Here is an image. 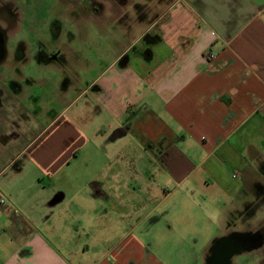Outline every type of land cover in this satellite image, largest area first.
Masks as SVG:
<instances>
[{"label": "crops", "instance_id": "obj_1", "mask_svg": "<svg viewBox=\"0 0 264 264\" xmlns=\"http://www.w3.org/2000/svg\"><path fill=\"white\" fill-rule=\"evenodd\" d=\"M98 2L93 18L119 22L124 11L126 46L94 58L97 73L80 87L63 72L64 108L45 127L0 130V157L17 147L0 161V264H150L144 237L160 230L155 213L176 191L246 220L239 230L217 223L223 237L206 255L260 229L264 0ZM57 44L49 60L67 58Z\"/></svg>", "mask_w": 264, "mask_h": 264}, {"label": "rangeland", "instance_id": "obj_2", "mask_svg": "<svg viewBox=\"0 0 264 264\" xmlns=\"http://www.w3.org/2000/svg\"><path fill=\"white\" fill-rule=\"evenodd\" d=\"M102 1L104 3L105 0ZM99 4L98 0H0V29L6 36L8 58L0 61V130L5 129L4 124H8L6 126L9 129L14 127L23 132L31 125L29 119L37 128L45 127L46 122L64 108L57 97L63 72L69 75L68 78L75 82V86L80 87L97 73L93 65L94 58H110L126 46L128 35L126 36L123 28L124 11L119 22L114 21L112 14L93 18L94 7ZM111 5L117 7L118 4L112 2ZM128 10L132 12L131 7ZM129 16L127 15L128 18ZM135 32L134 29L133 34ZM58 39L57 44L55 41ZM53 43L58 47L63 44L66 59L46 58L45 61L41 58V53ZM13 53H16V58H13ZM80 55L89 60H82ZM104 61L98 60L100 65ZM97 66L99 67L98 64ZM21 74L27 77L20 78ZM13 78L19 79L22 86V94L17 97L20 106L26 107L29 112L15 108L18 100L8 89L9 81ZM73 94L76 96L73 92L70 99L74 97ZM18 122L21 124L17 127ZM8 153L0 157V161L6 159ZM44 180L47 182L46 178ZM1 197L4 198L2 195ZM223 207L225 206L200 204L181 196L179 191L171 192L165 198L164 205L159 208L163 212L155 213L163 215L160 230L144 237L147 244L152 245L150 258L154 260L149 259V263L206 264V251L209 249L207 245H210L215 235L221 236L224 233L216 226L217 223L228 218L233 222L232 226L230 224L231 229L248 227L246 220L243 223L242 220L233 218L227 211H222ZM253 208L256 209V206L249 211L252 212ZM252 225H259L264 235V204L260 205ZM261 242V246L255 243L242 248L234 254L231 261L229 259L228 264H262L264 236ZM91 260L87 263L91 264Z\"/></svg>", "mask_w": 264, "mask_h": 264}, {"label": "flooded vegetation", "instance_id": "obj_3", "mask_svg": "<svg viewBox=\"0 0 264 264\" xmlns=\"http://www.w3.org/2000/svg\"><path fill=\"white\" fill-rule=\"evenodd\" d=\"M5 39L6 36L4 35V32L0 29L1 62L4 61L6 58ZM41 55V58H43V60L45 61L47 59L49 60L52 57V54L50 52H47V50H44ZM9 86H16V82L10 80ZM260 229L254 233L232 234L227 236L225 240L220 241V243H215L206 255V264H228L230 263L231 258L234 256V254L239 252L242 248H246L250 244L255 243H258V245L261 246V241L264 235L262 234Z\"/></svg>", "mask_w": 264, "mask_h": 264}, {"label": "built area", "instance_id": "obj_4", "mask_svg": "<svg viewBox=\"0 0 264 264\" xmlns=\"http://www.w3.org/2000/svg\"><path fill=\"white\" fill-rule=\"evenodd\" d=\"M205 56L207 58H215V54H208V53H206ZM1 201H3V200H1Z\"/></svg>", "mask_w": 264, "mask_h": 264}, {"label": "water", "instance_id": "obj_5", "mask_svg": "<svg viewBox=\"0 0 264 264\" xmlns=\"http://www.w3.org/2000/svg\"><path fill=\"white\" fill-rule=\"evenodd\" d=\"M262 264H264V260H263V263Z\"/></svg>", "mask_w": 264, "mask_h": 264}, {"label": "trees", "instance_id": "obj_6", "mask_svg": "<svg viewBox=\"0 0 264 264\" xmlns=\"http://www.w3.org/2000/svg\"><path fill=\"white\" fill-rule=\"evenodd\" d=\"M254 209V208H253Z\"/></svg>", "mask_w": 264, "mask_h": 264}]
</instances>
